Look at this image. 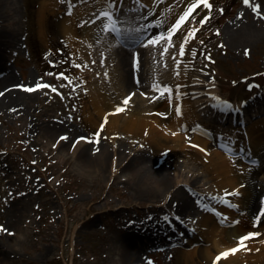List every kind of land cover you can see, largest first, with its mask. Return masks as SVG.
<instances>
[{
    "label": "bare ground",
    "instance_id": "bare-ground-1",
    "mask_svg": "<svg viewBox=\"0 0 264 264\" xmlns=\"http://www.w3.org/2000/svg\"><path fill=\"white\" fill-rule=\"evenodd\" d=\"M121 1L126 0L84 1L83 6L90 10L86 15V20L89 23L84 26L81 35L75 27L73 29L67 25L69 21L76 24L81 18V14L78 13L80 7L76 5L75 9L71 2L70 8H73V11L71 16L65 18L68 20L65 23L66 36L71 40L70 45L73 48L86 53L87 62L91 67V77L94 78L92 85L95 86L91 93V104L93 102L94 106L98 108L96 113L102 120L106 118L105 131H125L128 142L120 135L115 137L117 141L126 140L127 148L131 150L135 144V140L132 139L138 134L143 135L145 128L148 129L151 125L155 126L149 133L150 142L154 143L157 139L159 142L163 139L172 141L173 145L167 147L170 150L168 154L171 156L165 157V160H171L174 164L172 166L174 174L171 175V172L159 161L148 158L144 153H141L144 152L141 150L136 151L130 161L129 159L126 161L129 152L126 150V155L123 157L119 150V156L117 149L114 148V155H118L119 159L116 156L108 158L109 152L105 149L91 148L88 143L82 142L84 140L80 141L77 131L66 121L42 119L44 115L36 107L37 101L42 97L41 88L34 89V85L33 90L28 91L29 84L20 87V83H15V76L8 66L6 58V54L16 46L14 26L17 23L14 20V14L17 8L15 0H0V87H4L3 95L0 97V108H4L10 117L16 115L25 118L27 121L25 127L30 124L27 130L30 138L35 137V131L38 130L39 135L43 136L46 142L57 141L60 149L65 150L68 146L69 148L73 147L77 153V162L82 173L105 174L107 163H109L111 164V177L117 173L125 175L123 182L126 181L132 186L138 198L146 196V199L153 202V205L148 208V215L145 219L134 221L131 224L132 229L123 230L115 237L116 240L112 239L118 243L116 253L119 256L118 259H114L113 264H147L143 255L150 253L151 249H159L156 247L160 246L162 242L164 245L172 242L181 244L183 238L177 239V242L174 240L164 242L161 239L163 234L172 231L178 233L184 231L187 234L188 231L179 221L187 223L192 227L190 230L195 233L191 236L188 235L189 238L184 240L190 246L195 245L194 248L181 250L182 257L191 258L194 264H198L197 256H202L207 264H238L241 260L246 262L249 253H253L251 257H257L258 252L262 250L260 254L263 255L264 213L260 217L261 220L257 221V207L264 203V169L262 170L263 167H261L264 164V121L254 122L250 126L248 124L245 127L247 129L245 135L236 131L222 133V137L226 141L218 145H222L221 147L229 153H221L217 150L209 152L214 138H219L218 135L221 132L220 128L204 120L205 115L217 119L215 114L211 115L209 112L213 100L211 102L205 100L204 104L200 103V100L193 101L196 97L193 94L195 92L201 94L200 96L210 93L207 91L203 93V89H200L207 86L203 82L206 79H202L204 78V74H202L201 78L193 76L199 81L192 80L191 82L188 74L183 73L182 65L178 64L179 59L184 58V51L181 53L180 50H184L191 36H183L181 29L173 36L174 46L169 47L167 52H162L161 48L158 56L155 52L157 45L146 44L145 47L134 46L136 48L132 49L116 43L113 34L106 27L111 23L110 20L101 15L103 12H111L112 17L117 19L119 16L121 19L119 24L124 29L123 32L130 36L129 31H134L135 37L139 38L147 23L153 24L157 33H166L168 28L186 10L187 4L194 0H136L139 6L138 10H141L134 14L137 17L136 20L134 18L125 19L124 15L130 16L126 10H123L128 4L124 3L125 5L122 7ZM91 6L96 9L92 10ZM240 12L242 15H239L224 29L228 45L237 50L241 44L249 43L251 40L255 42L256 38L260 39L264 36V28L257 24L260 21L250 20L248 6H244ZM241 16L246 18V21ZM132 23L137 24V28H133L134 30H130ZM126 24H128V29ZM157 33L153 34L157 35ZM172 55L174 58L171 57ZM139 74L140 80L142 78L141 81ZM96 75L100 79H95ZM143 76L146 79L155 80L149 83L151 87L155 85L152 87L153 89L157 88L158 82L167 83L173 79L176 80L172 83L173 86H170L171 92H167L168 87H164L158 93L142 95L137 90L146 87ZM107 86H110V89L104 91L103 89ZM113 89L116 93L113 92ZM126 89H131L136 93L131 96V99L136 95L138 97L135 105L133 103L123 106V100L130 95L127 93L122 96ZM149 90H151L150 87ZM258 96L246 106L240 105V107L232 109L241 110L243 116L264 113V101L258 104V101L264 99V93ZM208 100L210 101V99ZM119 106H123V110L116 111ZM33 112L38 114L36 119H33ZM161 114L167 116L163 117ZM229 114L231 115V113ZM225 116L226 114L219 113V117L224 119ZM158 128L161 129V132L152 134L157 132ZM183 129L197 131L198 135H193L194 141L197 140L203 145V148L199 149L204 152L200 153L202 160H187L178 166L176 158H185L183 149H187L189 145L185 144L187 135L179 134V131ZM233 129L236 130V128ZM203 135L208 138L204 139ZM240 148L244 149V153L239 157L233 156L232 154L241 152ZM213 154L214 156H212ZM256 157H259L260 165L249 164L248 161L256 160ZM108 160L109 162H107ZM171 162L170 164H172ZM10 177L12 178V176ZM175 181L176 184H174ZM234 190L238 191L239 195L235 194ZM198 194L207 197L204 199L209 201L207 204L210 209H204L201 206L202 203L196 205L195 200L199 198ZM29 204V198L26 201L20 197L16 205L12 206L10 214L3 210V213H7L5 227L9 231L0 233V238H3V241L0 239V264H9L8 260L15 257V252L11 256L9 250L14 248L18 232L25 228L24 226V228H20V226L25 224L29 217ZM122 209L123 207L119 206L109 210L117 212ZM88 222L93 226L91 220ZM164 223H166L165 227ZM189 226L186 228L189 229ZM250 233H256V235H249ZM243 236H248V238L243 241V246H241L239 238ZM233 248L236 249L235 252H230L227 256L221 255ZM167 250L169 251L171 248ZM219 255L221 256L219 257ZM239 258L242 259L236 260ZM96 264L106 263L97 260Z\"/></svg>",
    "mask_w": 264,
    "mask_h": 264
},
{
    "label": "rangeland",
    "instance_id": "rangeland-1",
    "mask_svg": "<svg viewBox=\"0 0 264 264\" xmlns=\"http://www.w3.org/2000/svg\"><path fill=\"white\" fill-rule=\"evenodd\" d=\"M84 1L88 0H15L16 46L6 54L8 66L16 79L15 83L29 84L28 86L32 87L42 85L40 87L42 97L36 103L37 109L44 115L42 119L66 121L77 131L80 141L84 137L86 140L82 139L84 140L82 142L88 143L89 147L105 149L109 152L108 158L116 156L119 159V150L124 157L127 150L129 153L126 161L128 159L130 161L135 152L141 150L148 158L159 161L171 175L174 174L172 170L174 164L171 160H165V157L171 156L167 147L173 145L172 141L163 139L159 142L157 139L154 143L150 142L149 133L155 126L145 128L143 135L138 134L137 138L132 139L135 140V144L131 150L126 145L128 137L125 131H105L106 118L102 120L96 113L98 108L93 102L91 104V93L95 86L92 85L94 78L91 77V67L87 62L86 53L73 48L65 32V23L68 21L65 18L72 13L71 2L75 9L76 5L80 7L78 13L81 14V18L76 24L69 21L68 27L73 29L75 27L81 35L84 26L89 23L86 15L90 10L83 6ZM135 1L131 0V3L130 0L123 1L128 4L126 9L131 7L130 15L139 12L132 7H139ZM209 3L212 5L211 8L204 4L199 5L181 27L185 37L191 29L195 28L196 31L184 47V58L179 59L178 64L182 65L183 73L188 74L191 82L199 81L195 79L196 76L201 78L204 74L202 79H206L203 82L207 86L200 89H203V93L210 92L204 96L197 92L193 93L196 96L193 101L200 100L199 102L204 104L205 100L211 102L214 99L215 102H220L229 97L239 102H250L264 88V36L256 38L255 42L251 40L249 43L241 44L237 50L228 45L224 29L242 15L240 10L244 6H248L250 20L260 21L257 24L264 28V0H250L249 4H245L244 0H209ZM256 5H260L259 10ZM91 7L92 10L96 9ZM244 19L246 21L243 17ZM164 47L165 42L156 46L155 52L158 56L161 48L164 52ZM171 57L174 58V55ZM60 72L65 73V76H58L57 73ZM95 79L100 77L96 75ZM143 80L146 89H139L137 92L151 95L164 87L173 86L172 83L176 79L167 83L158 82L156 89L149 84L150 81H155L154 79H146L143 76ZM29 81L31 82L27 83ZM256 83L258 88L255 86ZM251 88L253 90L249 91ZM34 89L37 88L34 86ZM109 89L110 86H107L103 90ZM3 90L4 87L1 86L0 92ZM113 92L116 93L115 89ZM127 93L136 94L131 89H126L122 96ZM137 100L136 95L127 105L133 103L135 105ZM4 110L0 108V225L6 228V214L12 212V206L16 205L20 197L26 201L27 198L30 199L29 217L26 223L20 226L25 228L18 232L14 248L9 250L11 256L15 252V257L8 260L9 264H96L97 260L113 264L114 259H118L119 256L116 253L118 243L112 239L123 230L132 229L131 224L134 221L145 219L153 202L146 199V196L138 198L132 186L126 181L123 182L125 175L117 173L111 177L109 163L105 174L82 173L73 147L60 149L57 141L46 142L38 130L35 131V137L30 138L27 132L30 124L25 127L26 119L16 115L10 117ZM218 113L219 111L214 109V114ZM37 115L33 112V119H36ZM261 117L263 118L260 120ZM249 119V126L254 122L264 121V113L253 114ZM204 120L222 131L228 130L230 133L233 131L230 128L232 126L224 121L210 120L207 116ZM141 131L143 132L142 129ZM156 131L152 134H159L161 129L158 128ZM179 134L189 136V138L186 136L185 140V144L189 145L187 149H183L186 157L176 158L178 166L187 160H202L200 153L204 151L201 152L199 148H203V145L197 140L194 141L193 137L198 135L197 131L183 129ZM116 135L126 140L117 141ZM217 141L211 145V149L208 148L209 152L217 150L223 153L221 147L216 146ZM114 148L117 149L119 156L114 155ZM198 195L201 198V195ZM119 206L123 207L122 211L109 210ZM259 209L260 205L257 211ZM3 210L7 213H3ZM89 220L93 226L89 224ZM179 235L187 238L184 231L179 232ZM2 236L5 237L4 234ZM176 236L172 231L163 234L161 239L166 241ZM0 239L3 241L2 237ZM165 246L166 244L162 242L156 247L159 250L154 248L150 253L144 254L145 262L194 264L191 258H184L181 253L183 250H192L195 245L175 246L171 251L163 250ZM261 251L257 257H251L253 253H249L247 261L241 260L238 264H264V254L261 255ZM240 259L242 258L236 260ZM197 262L207 264L202 256H197Z\"/></svg>",
    "mask_w": 264,
    "mask_h": 264
},
{
    "label": "snow or ice",
    "instance_id": "snow-or-ice-1",
    "mask_svg": "<svg viewBox=\"0 0 264 264\" xmlns=\"http://www.w3.org/2000/svg\"><path fill=\"white\" fill-rule=\"evenodd\" d=\"M244 3H245V4H249V3H250V0H244ZM201 4L207 5L208 8H211V7H212V5L209 3V0H194V2L188 3V4H187V8H186V10L183 11V14L180 15V16L178 17V19H176L175 23H173V24L171 25L170 28H168V30H167L166 33H165V32H161V33H159V35H153V36H151L150 38H148V39L145 41V43H146V44H149V45H158V44H161L162 42H165L164 51L167 52V50H168V47H167V46H168V45H171V43H172V39H173V36H174L177 32H179V31L181 30V27H182V25L185 23V21L187 20V18H188V17L193 13V11H194L199 5H201ZM256 8H257V10H259L260 5H256ZM101 15H102V16H105V17H108L110 21H111V19H112V13H111V12H103V13H101ZM206 19H207V17H205V20H206ZM108 28H110V29H111V32H113V33L117 32V31L119 30L118 27H117L116 24H115V21H113L112 23H110V24L108 25ZM195 31H196L195 28L191 29V30L187 33V35H188V36H193L194 33H195ZM180 51H181V53H183L184 50L181 49ZM93 63H94V61H93ZM57 75H58V76H61V77H64V76H65V73L60 72V73H57ZM20 87H25V86L20 85ZM40 87H42V85H40V84L35 85V88H40ZM47 87L52 88L53 86H52V85H47ZM153 87H155V85H153ZM27 90H28V91H32V90H33V87L28 86V87H27ZM53 90L55 91L56 89L53 88ZM166 91H167V92H171V91H172V88H171V87H168V88L166 89ZM0 95H3V93L0 92ZM131 95H134V93L130 94L129 97H126V98L123 100V106H126V105L129 103V101H130V99H131ZM145 95H147V93H145ZM217 99H220V98L217 97ZM123 106H119V107H117L116 111H121V110H123ZM97 135H99V133H97ZM63 138L66 139L67 137H63ZM81 139H85V138L82 137ZM234 191H235V194L239 195L238 191H236V190H234ZM226 195H227V193H226ZM0 231H9V230L6 229V228H4L3 225H0ZM249 235H256V233H250ZM247 238H248V236H243V237H240V238H239L240 241H241V246H243V241L246 240ZM235 251H236V249L233 248V249H231V250H229V251H226V252L222 253L221 255H223V256H227V255H229L230 252H235Z\"/></svg>",
    "mask_w": 264,
    "mask_h": 264
}]
</instances>
